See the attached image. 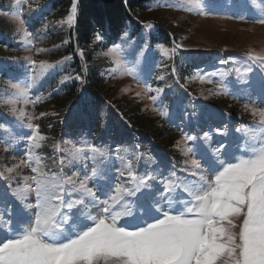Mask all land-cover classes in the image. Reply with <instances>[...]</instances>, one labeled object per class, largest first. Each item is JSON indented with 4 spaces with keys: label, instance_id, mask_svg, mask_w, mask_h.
Listing matches in <instances>:
<instances>
[{
    "label": "snow or ice",
    "instance_id": "6c2138e0",
    "mask_svg": "<svg viewBox=\"0 0 264 264\" xmlns=\"http://www.w3.org/2000/svg\"><path fill=\"white\" fill-rule=\"evenodd\" d=\"M78 3L79 0H71L67 15L51 23L74 29ZM123 3L128 14L133 15L128 0ZM47 6L39 0H12V10L0 13L15 25L13 35L19 37L26 52L39 55L48 51L36 47V37L28 30L31 20L37 18L35 14ZM158 6L202 17L209 15L204 0H165ZM228 18L245 20L243 15ZM253 22L264 25V12ZM139 23L145 30L154 28L151 22ZM48 26L45 18L37 32ZM106 35L94 32L91 43L106 48L97 56L110 62L109 75L132 77L140 88L134 96L149 102L145 110L154 106L153 112L167 116L168 106L160 108L158 101L171 85L153 87L142 83L123 58L126 46L134 48L138 41L132 40L125 30L119 42L111 40L108 47ZM140 39L144 44L137 54V63L150 48L147 31L141 33ZM157 47L171 59L183 45L173 40L171 48L163 44ZM75 54L79 55L86 76V54L79 44ZM245 55L246 62L239 66L235 60H221L222 65H232L225 72L198 70L193 76L184 77V83H180L175 67L171 75L185 92L189 80H198L212 85L207 89L210 94L227 96L231 93L226 76L234 75L237 83L251 89L250 73L255 65L261 69L257 86L260 104L264 105V49H249ZM7 59L23 60L24 71L0 83V106H6L8 114L29 131L22 137L27 141L22 158L11 166L0 167V264H264V106L258 107L251 100L245 103L243 109L251 114L252 123L241 122L234 130L239 135L231 143L218 142L211 153L198 143L211 139L208 131L200 136L181 129L175 146L185 159L177 171L175 164L171 169L159 165L139 144L113 145L84 139L77 147V141L44 135L35 121L48 113L37 116L18 105L35 106L48 98L41 94L32 99L30 90L51 74L49 70L70 61L72 55L52 63L37 61L33 55ZM156 79L164 81L166 77L160 74ZM72 80L81 85L86 82L84 76L69 73L60 78L57 89ZM121 91L133 89L126 86ZM104 116L101 111L98 119L103 120ZM0 128L8 131L3 124ZM216 132L226 137L228 126H218ZM48 141H54L50 145L53 151L45 157L40 150ZM11 147L5 141L3 151L7 153ZM49 163L53 167L49 168ZM30 196H34V201H29ZM13 201L20 206L18 213Z\"/></svg>",
    "mask_w": 264,
    "mask_h": 264
},
{
    "label": "rangeland",
    "instance_id": "374dc122",
    "mask_svg": "<svg viewBox=\"0 0 264 264\" xmlns=\"http://www.w3.org/2000/svg\"><path fill=\"white\" fill-rule=\"evenodd\" d=\"M54 1L39 0L42 5L47 4L48 6L42 12L38 11L35 14L37 18L32 19L28 25V30L36 37V47L48 50L39 55L24 50L19 37L13 35L15 25L8 17L0 14V83H3L9 76H16L24 71L22 66L25 62L23 60L16 62L7 57L33 55V59L37 61L44 60L52 63L61 59L60 51L63 52V56L72 55L73 62L67 66L65 62L61 68L58 66L49 70L51 74L42 78L30 90L32 99L41 94L48 98L42 99L35 106L32 104L18 105L25 107L29 113L34 112L37 116L41 112L48 113L35 121L40 125L44 135L56 139L63 136L64 139L77 141V147L80 146L79 141L84 139L95 143L106 141L113 145L117 143H123L126 146L139 144L143 151L150 152L157 159L159 165L171 169L175 164L179 171L185 159L175 146V142L180 138L181 129L189 134L200 136L208 131L211 139L207 142L198 141V143L211 153L212 149L218 146V142L231 143L239 135L234 130L240 126L241 122L252 123L251 114L243 109L245 103L251 100L258 107L264 106L260 104V91L257 86L261 76V69L258 66L253 65V72L250 73L253 85L251 89L244 84L237 83L234 75L226 76L225 80L231 93L227 96L210 94L207 89L212 85L201 84L198 80H189L186 87L190 91L185 92L175 83L176 77L171 75V69L175 67L180 75V83H184V77H191L198 70L207 73L225 72L232 65L231 63L222 65L221 60H235L239 66L246 62L245 54L249 49L255 51L264 49V25L253 22L264 12V0H204L209 12L206 17L173 8L159 7V4L154 6L153 1L147 6L151 10L135 13L133 22L127 25L125 30L130 33L132 40L138 41V44L134 48L126 46L122 55L127 66L134 69L142 83L151 84L153 87L171 85V88H167L158 101L160 108L168 106V115L165 117H160L153 112L151 109L154 106H149L145 110V105L149 102L146 98L137 99L134 96V92L139 91L140 88L137 87L132 77L112 78L109 75L110 62L103 56H97L98 52L106 51V48L102 49L99 45H92V43L89 46H80L85 50V62L88 65V73L85 76L81 68L82 61L79 55L75 54L77 45L70 42L69 29L66 25L51 23L61 20V18H55L56 12L60 11L54 9L56 5H59ZM164 2L165 0L161 1V3ZM167 2H173V0H167ZM10 10H12V0H0V13ZM240 15H243L245 20L228 18ZM25 18H28L27 13H25ZM45 18L49 22L48 28L37 32V29H41L45 23ZM141 21L151 22L154 28L145 30L139 23ZM157 29L164 30L169 36L171 45H164L165 47L171 48L175 40L183 45L177 49L182 52L168 59L161 54L158 45L150 46L137 63V54L144 44L143 39H140L141 33L147 31L148 42H150V33L156 32ZM65 40L68 43H63ZM116 42H119V38ZM54 45L59 47L56 48ZM110 46L111 44L108 45ZM185 52L193 53V60L183 58L184 61L180 62L179 56ZM186 63L188 64L185 67ZM165 65H167L166 68ZM69 73L84 76L86 82L81 85L79 81H66L65 84L69 85L67 89H62L64 84L57 89V82ZM160 74L165 75L164 81L156 79V76ZM92 75L98 79L94 78L90 85L88 80ZM218 78L214 77V79ZM126 86H130L133 92H122L121 90ZM214 98L220 100V105H227V109L210 104V99ZM101 111L105 113L103 120L98 119ZM225 113H230V115H224ZM135 117L143 119L145 124H140ZM0 124L8 128L7 132L4 128H0V167L11 166L14 160L18 161L26 152L27 141L22 137L29 130L21 126L14 116L8 114L6 106H0ZM224 125H227L229 129V135L226 137L216 132L218 126L223 127ZM194 128L197 132L192 131ZM5 141L12 145L7 153L3 151ZM53 142L48 141L40 150L45 157L52 155L53 150L50 145ZM189 143L192 146V142ZM87 163L91 165V161ZM48 167L53 166L49 163ZM25 174H28L27 170ZM2 190L3 182L0 181V191ZM29 201H34V196H30ZM13 204L18 213L19 204L15 201ZM124 222L121 221L122 224Z\"/></svg>",
    "mask_w": 264,
    "mask_h": 264
},
{
    "label": "trees",
    "instance_id": "16d2710c",
    "mask_svg": "<svg viewBox=\"0 0 264 264\" xmlns=\"http://www.w3.org/2000/svg\"><path fill=\"white\" fill-rule=\"evenodd\" d=\"M153 1V5L156 6L158 4H161L162 0H128V5L131 8V12L133 15H129L123 0H79L78 3V22L74 29H69L70 32V42L75 43L76 45L79 44V46L85 47L89 46L91 44L94 32H101L106 33V43L107 46L110 45L111 40H117L121 33L126 29L125 26L129 25L131 22H133V16L135 17V13H139L141 11L147 12L149 7L147 6ZM54 3H57L59 5H56L54 7L55 10H59L60 12H56L55 18H61L63 19L68 12V9L71 5V0H55ZM156 32L150 33L149 40H150V46H156L163 44L165 46H170L171 41L169 39V36L166 34V32L162 29L155 30ZM75 33V35H73ZM86 33V35H85ZM73 47V46H72ZM58 48V47H56ZM68 49H66L67 51ZM226 50V49H224ZM231 50V49H227ZM178 51L176 50L177 54ZM228 52V51H227ZM245 52V51H244ZM61 53V58L64 57ZM68 56V55H67ZM194 54L193 53H181L179 56L180 62H183V58L193 60ZM73 59L70 61H67L65 64H70ZM76 61H78L76 59ZM75 61V63H76ZM74 64V63H72ZM188 63H186L185 67ZM61 68V66H60ZM95 77L94 75L90 76L89 78V84L93 82ZM98 79V78H97ZM67 86L64 84L62 89H67ZM89 85H87L88 87ZM190 91V90H188ZM76 98L78 96L76 95ZM220 100H217V98L210 99L209 103L221 108V109H227V105H220ZM230 114V113H229ZM140 124L144 125L145 122L140 117H135ZM146 130V129H143Z\"/></svg>",
    "mask_w": 264,
    "mask_h": 264
}]
</instances>
